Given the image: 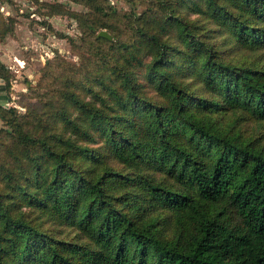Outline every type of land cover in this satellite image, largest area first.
<instances>
[{
  "label": "trees",
  "instance_id": "1",
  "mask_svg": "<svg viewBox=\"0 0 264 264\" xmlns=\"http://www.w3.org/2000/svg\"><path fill=\"white\" fill-rule=\"evenodd\" d=\"M206 3L204 11L227 30L228 40L264 49V0ZM173 20L180 29L187 27L174 13ZM138 31L157 48L150 80L162 102L144 95L128 61L124 89L99 81L109 93L102 111L74 102L80 114H64V133L22 136L40 150L29 158L22 181L12 186L10 201L0 202V264H264V152L193 117V103H219L190 91L178 75L183 69L187 76L194 66L200 93H214L260 119L264 80L219 60L196 34L182 37L200 57L207 54L198 63L190 55L183 62L169 58L170 45L159 34ZM179 123L196 139L194 150L177 133ZM97 137L104 146L89 145ZM111 160L127 168L143 165L149 174L119 171ZM155 171L178 187L158 180ZM20 199L37 213L34 217L12 209ZM216 203L223 207L212 213L210 204ZM138 208L164 211L181 224L190 219L192 230L184 241L165 240L138 223ZM66 232L75 234L62 238Z\"/></svg>",
  "mask_w": 264,
  "mask_h": 264
},
{
  "label": "rangeland",
  "instance_id": "2",
  "mask_svg": "<svg viewBox=\"0 0 264 264\" xmlns=\"http://www.w3.org/2000/svg\"><path fill=\"white\" fill-rule=\"evenodd\" d=\"M206 2L0 0V202L10 201L9 194L14 193L12 186L22 181L29 158L38 152L39 144L22 136L28 133L35 139L45 133H64V114L73 117L80 114L74 102L85 101L102 111L103 98H109V93L107 85L99 81L104 80L111 89L121 91L125 88L122 76L131 63L133 65L128 68L136 72L144 95L162 102L163 98L150 80L157 48L138 28L159 34L170 45L169 58L178 62H183L182 58L188 55L196 63L207 57L201 48L204 54L200 57L198 49L188 46L182 37L183 34H196L200 40L208 42L207 46L212 47L219 60L253 72L257 80L263 81L264 49L228 40L227 30L204 11L208 8ZM52 6H58L57 10ZM173 13L183 19L187 25L185 30L180 29L176 21L169 22ZM102 30L109 32L112 38L100 37ZM188 70L192 73L187 76L182 75L183 69L179 72L182 84H189V90L198 92V96L219 103L210 107L193 103L189 106L190 114L214 131L264 152V119L249 110L231 106L214 93H200L193 80L194 66ZM176 131L194 150L196 139L187 135L181 123ZM103 143L97 137L96 143L89 145L101 147ZM109 165L139 176L149 174L143 165L127 168L114 160ZM155 176L172 188L178 187L156 171ZM18 202L12 208L19 212L18 215L29 218L37 214L25 205V201ZM222 207L221 203L210 204L212 213ZM130 208L133 209L126 207V210ZM134 212L139 224L150 226L168 241L178 238L184 241L192 230L190 219L181 224L164 211L138 208ZM74 234L66 232L62 238L70 239Z\"/></svg>",
  "mask_w": 264,
  "mask_h": 264
},
{
  "label": "water",
  "instance_id": "3",
  "mask_svg": "<svg viewBox=\"0 0 264 264\" xmlns=\"http://www.w3.org/2000/svg\"><path fill=\"white\" fill-rule=\"evenodd\" d=\"M99 36L100 37H105V38H108V39H111L112 38V35L107 32L106 30H102L99 32Z\"/></svg>",
  "mask_w": 264,
  "mask_h": 264
}]
</instances>
